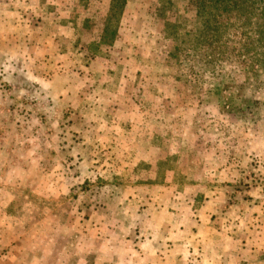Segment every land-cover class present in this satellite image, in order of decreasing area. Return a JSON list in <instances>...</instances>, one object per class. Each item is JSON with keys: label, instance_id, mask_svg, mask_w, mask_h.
Listing matches in <instances>:
<instances>
[{"label": "rangeland", "instance_id": "1", "mask_svg": "<svg viewBox=\"0 0 264 264\" xmlns=\"http://www.w3.org/2000/svg\"><path fill=\"white\" fill-rule=\"evenodd\" d=\"M198 1L0 0V263L264 264V49Z\"/></svg>", "mask_w": 264, "mask_h": 264}, {"label": "trees", "instance_id": "2", "mask_svg": "<svg viewBox=\"0 0 264 264\" xmlns=\"http://www.w3.org/2000/svg\"><path fill=\"white\" fill-rule=\"evenodd\" d=\"M124 2L125 0H111V7L104 20L100 35V43L102 45H109L114 41L116 25L119 16L122 14ZM198 5L203 11L214 10L216 12V19H218L217 17L229 15L239 16L243 19L241 21L242 26L247 28L254 26L257 42L264 49V0H199ZM252 17H255L254 24L252 23ZM87 27H89L88 23ZM221 44L225 49V43ZM224 52L225 50L221 51V54H224ZM258 105L259 101L253 99L252 103L246 104V109L249 107L256 108Z\"/></svg>", "mask_w": 264, "mask_h": 264}, {"label": "crops", "instance_id": "3", "mask_svg": "<svg viewBox=\"0 0 264 264\" xmlns=\"http://www.w3.org/2000/svg\"><path fill=\"white\" fill-rule=\"evenodd\" d=\"M144 243V242H143ZM150 246V245H152V240L151 239H147V242L145 243V246ZM10 253L9 252H5L4 254L3 253H0V257L1 258H6L7 257V260H9V261H12L13 260V258H11L10 257ZM0 262H1V259H0ZM7 263H8V261H7ZM7 263H5V264H7ZM0 264H3V263H0ZM9 264V263H8Z\"/></svg>", "mask_w": 264, "mask_h": 264}]
</instances>
